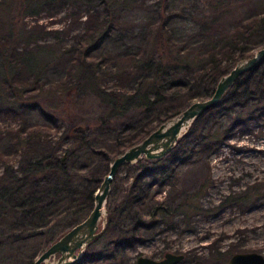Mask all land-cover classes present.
I'll list each match as a JSON object with an SVG mask.
<instances>
[{
  "label": "trees",
  "instance_id": "trees-1",
  "mask_svg": "<svg viewBox=\"0 0 264 264\" xmlns=\"http://www.w3.org/2000/svg\"><path fill=\"white\" fill-rule=\"evenodd\" d=\"M79 1L82 0H0V111L16 114L26 107H36L47 111L53 126H58L60 117L67 121L66 127L56 130V137L48 138L40 132L26 136L17 132L14 136L17 148L33 137L42 145L28 151L15 149L11 156L17 163L8 158L0 174V264H33L34 239L43 233V228H61L69 215L83 219L94 207L95 190L112 158L154 129L153 123L166 121L189 102L212 95L219 77L241 58L251 55L255 35L264 30V12H259L245 15L232 31L217 32L218 21L236 9L230 0H205L195 12L172 9L168 0H158L150 21L137 32L133 28L126 32L119 30V15L144 0H84L88 4L83 20L87 29L58 87L45 91L40 78L50 69L60 46L57 40L42 43L38 29L25 24L20 27L17 19L46 6L69 8L71 3L76 7ZM81 11L79 8L70 13L82 15ZM174 16L192 21L183 30L194 43L182 45L176 40L181 30L171 29ZM54 32L58 38L56 33L62 31ZM111 42L118 47L115 58L104 61L91 57L93 52L104 53ZM107 76L124 79L125 84L107 86L103 83ZM263 79L264 57L234 80L231 93L226 89L220 103L240 107L235 122L248 124L252 117L264 116V89L260 87ZM83 95L96 98L102 108L93 118L66 109L65 102H80ZM59 104L63 105L58 108ZM218 113L219 105L210 106L191 122L168 153L144 158L146 169L132 177L125 197L108 212L101 234L93 241L101 248L92 253L91 259L113 258L116 264L120 249L136 238L142 227H147L149 219L142 205L151 196L153 185L163 186L175 177L179 157L186 159L200 147L210 152L219 149L230 129L223 124L219 128L212 125L210 119L217 120ZM110 135L117 144L112 154L98 145ZM62 146L63 155L59 153ZM97 160L105 164L100 172ZM127 164L135 166L133 162ZM261 188L252 185L244 192L230 193L221 205L251 192L256 195ZM198 199L199 190L185 191L175 206L154 204L148 212L149 223L160 219L161 214H169L172 206L187 217L203 209ZM128 216L132 218L130 222H126ZM112 227H117L120 235L104 240L102 236ZM218 254L223 253L220 250ZM83 261L81 257L71 264Z\"/></svg>",
  "mask_w": 264,
  "mask_h": 264
},
{
  "label": "rangeland",
  "instance_id": "rangeland-1",
  "mask_svg": "<svg viewBox=\"0 0 264 264\" xmlns=\"http://www.w3.org/2000/svg\"><path fill=\"white\" fill-rule=\"evenodd\" d=\"M82 1H79L80 5L76 7L70 3L69 8L58 7L57 5L46 6L37 13H23V16L17 19L19 20L17 25L20 27L25 24L27 28H31L30 25H32L34 26L32 29H38L42 43H54L57 40L60 46L56 49L55 60L49 67L50 69L46 70L40 78V82L42 84L44 82L43 90L45 91L58 87V82L61 81L60 76L62 77L68 69L74 54H76L74 49L78 40L87 29L83 20L88 4L84 0ZM157 1L144 0L139 6L122 10L118 18L119 30L130 32L133 28L137 32L150 21V13L152 8L157 6ZM230 1L236 6V9L218 21L217 32L232 31L237 28L238 22L245 15L264 12V0ZM167 3L172 9L193 10L195 12L198 7L200 8L205 4V0H168ZM79 8L82 9V15L70 13L71 10ZM172 19L171 29L174 27L181 30L176 33V40L182 45H187L188 42L194 43L193 39H188V33L183 30L184 26L187 23H192V21L183 20L180 16H174ZM55 29L62 31L56 33L59 35L58 38L54 37ZM260 47H264V30L255 35L251 54ZM116 48L118 47L115 46V43L111 42L104 53L93 52L90 55L104 59V61H110L111 58L117 56ZM248 71L241 73L237 79ZM103 83L112 87L125 84V80L107 76ZM260 87L264 89V82ZM80 97L82 98L80 102H65L66 109L77 111L78 114L89 119L101 111L102 108L96 98L84 95ZM177 102L178 99L174 100L173 104ZM60 105L58 108L62 106ZM218 105L219 117L215 121L211 118L210 122L215 128H219L221 124H223L222 127H228L230 129L229 136L225 138L217 150L214 149L210 152L208 148L200 147L186 159L179 157L176 166L178 171L175 177L163 186L154 184L151 196L142 205L143 213L146 214L145 217L150 220L148 212L154 204L175 206L183 192L199 190L198 200L203 209L194 211L185 217L183 212L172 209V206L169 214H161L158 216L160 219H155L150 223L147 220V227H142L139 235L120 249L116 264H131L141 254L162 257L166 251L184 253V259L177 264H223L228 256L237 250H255L264 254V116H254L248 124H240L235 122L236 117H234L238 116L236 112L240 108L238 105H234V103L230 105L228 102ZM63 109L65 110V108ZM62 114L66 116L65 112ZM51 119L47 111H41L36 107H26L24 112L16 114L0 111V174L4 171L5 160L8 158H10L8 159L9 162L17 163L16 159L11 156L15 149L22 148V150L28 151L39 149L42 145L36 137H33L24 146L17 148L14 145V136L17 132H21L25 136L28 133L40 132L51 138L56 137V130L66 127L65 117H60L57 120L58 126H53L50 122ZM157 125L155 122L152 127L156 128ZM43 135L42 137H44ZM98 145L105 147L108 151L110 150V154H112L117 144L115 138L110 135L101 139ZM59 153L65 154L63 146L59 149ZM11 158L14 160L12 161ZM144 158L141 157L138 162L133 161L135 166L127 164L128 162L119 166V170L116 171L118 173L111 181V188L105 203L106 213L99 220V229L106 224L108 212L116 207L117 203L127 194L132 177L146 169L147 163H144L147 160ZM97 162V170L100 172L105 164L103 160H97ZM202 185L204 186L202 187ZM252 185H260L262 187L260 192L256 195L251 192L243 198L230 200L221 205L226 195L244 192L248 186L251 187ZM83 219L76 220L69 215L61 228H56L53 231H50L48 227L43 228V233L34 239L32 250L34 258L52 243L59 233L62 234ZM131 220L132 218L128 216L126 222ZM120 233L117 227H112L108 232H105L102 238L107 241L108 238L113 239ZM95 238L83 248L82 258L84 261L80 264H114L113 261L116 259L113 258L91 259L92 253L101 248L100 243L93 242L97 240ZM220 250L223 254H218Z\"/></svg>",
  "mask_w": 264,
  "mask_h": 264
},
{
  "label": "water",
  "instance_id": "water-1",
  "mask_svg": "<svg viewBox=\"0 0 264 264\" xmlns=\"http://www.w3.org/2000/svg\"><path fill=\"white\" fill-rule=\"evenodd\" d=\"M264 57V47L256 50L248 57L241 58L229 68V71L219 77L212 95L191 101L187 107L177 114L159 123L156 128L147 133L141 140L127 146L123 152L116 154L110 161L99 187L95 191L93 208L85 218L70 229L64 231L52 243L38 254L33 264H71L80 259L86 244L97 237L103 227L99 229V220L105 216V203L119 166L126 162H133L141 157L158 158L165 155L178 142L179 136L189 129L191 122L210 106L220 103L226 89L234 83L243 72L250 70ZM105 218V217H104ZM184 258L181 252H166L161 259L139 255L136 264H166L180 261ZM224 264H264V254L255 250L234 252Z\"/></svg>",
  "mask_w": 264,
  "mask_h": 264
},
{
  "label": "flooded vegetation",
  "instance_id": "flooded-vegetation-1",
  "mask_svg": "<svg viewBox=\"0 0 264 264\" xmlns=\"http://www.w3.org/2000/svg\"><path fill=\"white\" fill-rule=\"evenodd\" d=\"M95 239H96V238H95ZM93 240H94V239H93ZM129 243H130V242H129ZM126 245H127V244H126ZM237 251H240V250H237ZM237 251H235V252H237ZM166 252H171V251H166ZM166 252H165V253H166ZM173 252H176V251H173ZM165 253L162 255V257H164ZM233 253H234V252H232V254H233ZM232 254H231V255H232ZM143 255H145V254H143ZM183 255H184V253H183ZM231 255H229L228 258H229ZM138 256H139V255H138ZM138 256H137L136 260H135L133 263L131 262V264H136V261H137V259H138ZM147 256H148V255H147ZM184 256H185V255H184ZM149 257H153V256H149ZM162 257H154V258H159V259H161ZM228 258H227V259H228ZM183 259H184V258H183ZM76 260H78V259H76ZM180 261H181V260H180ZM226 261H227V260H226ZM226 261H225V262H226ZM75 262H76V261H75ZM225 262H224V263H225ZM177 263H179V261H173V262L166 263V264H177ZM224 263H223V264H224Z\"/></svg>",
  "mask_w": 264,
  "mask_h": 264
}]
</instances>
